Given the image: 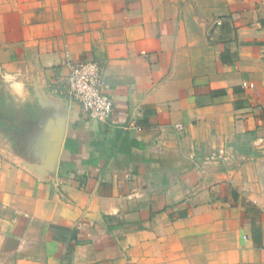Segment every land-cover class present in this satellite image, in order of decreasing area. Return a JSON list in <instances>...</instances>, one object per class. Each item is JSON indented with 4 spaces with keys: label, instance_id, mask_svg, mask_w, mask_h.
<instances>
[{
    "label": "crops",
    "instance_id": "1",
    "mask_svg": "<svg viewBox=\"0 0 264 264\" xmlns=\"http://www.w3.org/2000/svg\"><path fill=\"white\" fill-rule=\"evenodd\" d=\"M83 61L109 123L71 97ZM5 75L63 139L0 143V264H264V0H0Z\"/></svg>",
    "mask_w": 264,
    "mask_h": 264
},
{
    "label": "rangeland",
    "instance_id": "2",
    "mask_svg": "<svg viewBox=\"0 0 264 264\" xmlns=\"http://www.w3.org/2000/svg\"><path fill=\"white\" fill-rule=\"evenodd\" d=\"M63 117L38 97L16 98L0 80V143L5 153L28 160L40 158L52 143L50 133Z\"/></svg>",
    "mask_w": 264,
    "mask_h": 264
},
{
    "label": "built area",
    "instance_id": "3",
    "mask_svg": "<svg viewBox=\"0 0 264 264\" xmlns=\"http://www.w3.org/2000/svg\"><path fill=\"white\" fill-rule=\"evenodd\" d=\"M68 84L71 97L79 103L90 119L109 123L114 114V101L103 90V66L99 62L83 61L70 66ZM244 87L253 85L245 84ZM178 130H182L178 126Z\"/></svg>",
    "mask_w": 264,
    "mask_h": 264
},
{
    "label": "water",
    "instance_id": "4",
    "mask_svg": "<svg viewBox=\"0 0 264 264\" xmlns=\"http://www.w3.org/2000/svg\"><path fill=\"white\" fill-rule=\"evenodd\" d=\"M62 139H63L62 128L58 126L57 124L56 126L52 128L51 133H50V140L52 142V150L49 156L50 164H52L53 162V159L56 155V152L58 150L60 143L62 142Z\"/></svg>",
    "mask_w": 264,
    "mask_h": 264
},
{
    "label": "clouds",
    "instance_id": "5",
    "mask_svg": "<svg viewBox=\"0 0 264 264\" xmlns=\"http://www.w3.org/2000/svg\"><path fill=\"white\" fill-rule=\"evenodd\" d=\"M4 80L6 83L10 84L11 92L13 95L17 96L20 99L24 98L25 84L23 81H15V78L10 75H5Z\"/></svg>",
    "mask_w": 264,
    "mask_h": 264
},
{
    "label": "trees",
    "instance_id": "6",
    "mask_svg": "<svg viewBox=\"0 0 264 264\" xmlns=\"http://www.w3.org/2000/svg\"><path fill=\"white\" fill-rule=\"evenodd\" d=\"M259 233H260V231H259V229H258V232L255 233V239H256V242H258V244L261 243V238H259Z\"/></svg>",
    "mask_w": 264,
    "mask_h": 264
}]
</instances>
